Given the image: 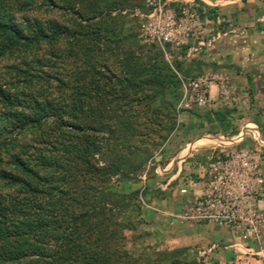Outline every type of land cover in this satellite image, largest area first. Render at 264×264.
<instances>
[{
  "label": "trees",
  "instance_id": "16d2710c",
  "mask_svg": "<svg viewBox=\"0 0 264 264\" xmlns=\"http://www.w3.org/2000/svg\"><path fill=\"white\" fill-rule=\"evenodd\" d=\"M130 1L0 0V264H180L128 252L140 191L113 190L150 168L181 99L125 28Z\"/></svg>",
  "mask_w": 264,
  "mask_h": 264
},
{
  "label": "rangeland",
  "instance_id": "374dc122",
  "mask_svg": "<svg viewBox=\"0 0 264 264\" xmlns=\"http://www.w3.org/2000/svg\"><path fill=\"white\" fill-rule=\"evenodd\" d=\"M129 5L127 9L121 11L122 14H129L128 20H131L125 28L132 29L140 45H152L159 49L178 77L185 79L211 77L208 72H200L196 68L203 55L201 51L213 43L209 44L211 37L222 29L225 20L217 19L212 11L192 1L131 0ZM205 108L199 110L192 108L188 112L194 114L196 113L194 111H202ZM177 114L175 130L160 148L159 153L148 163L150 168L144 170L139 182L115 183L113 190L125 193L137 189L140 191L143 222L136 232L126 233L125 246L129 253L136 256L174 251V256L180 264H203V259L219 248L212 252H207L211 244L204 247L177 248L174 247L173 233L185 221L203 223L198 218H187V216L195 215V202L206 192L208 159L218 151L230 153L243 149L239 148L242 142L227 143L226 140L237 136L238 133L233 131L224 137L227 139L223 144L213 143L194 147L188 153H184L195 141L205 137L216 138V136L208 126L201 130L196 126V134L187 136L183 132V125L188 126L191 122L189 118L179 121L181 113L177 111ZM234 120L235 118H232V121H229ZM190 153L192 156L189 158ZM197 171L204 175L207 182L202 186V192L192 198L189 193H193L194 183L204 180L198 177ZM183 230L186 236V228ZM231 233L237 236L236 233ZM250 250L255 256V249Z\"/></svg>",
  "mask_w": 264,
  "mask_h": 264
},
{
  "label": "crops",
  "instance_id": "0c3cea01",
  "mask_svg": "<svg viewBox=\"0 0 264 264\" xmlns=\"http://www.w3.org/2000/svg\"><path fill=\"white\" fill-rule=\"evenodd\" d=\"M181 1H192L212 11L217 19L226 21L218 32L223 34L201 51L203 55L196 68L197 71L208 72L211 78H219V81H211L208 85L206 108L194 111V114L183 112L179 115V121L189 118L191 122L188 126L183 125V132L187 136L195 135L197 127L201 130L208 126L216 138L199 139L184 153L194 147L223 144L227 139L224 137L235 131L242 134V138L235 143L241 141L239 148L255 151L264 176V0ZM217 115L222 116L221 121L217 120ZM232 118L236 122H230ZM253 132L259 134L262 144L254 142ZM230 140H226L228 144ZM197 172L198 177L204 180L194 183V191L189 193L192 198L202 192V186L207 182L204 175ZM254 205L258 213L264 216V194L256 197ZM184 228L187 230L186 236ZM173 237L174 247L177 248L219 243V250L207 255L203 264H264V257L248 252L249 249L258 250V245L240 243L222 224L185 221L178 226ZM260 240L264 249V225Z\"/></svg>",
  "mask_w": 264,
  "mask_h": 264
},
{
  "label": "built area",
  "instance_id": "2783aa9c",
  "mask_svg": "<svg viewBox=\"0 0 264 264\" xmlns=\"http://www.w3.org/2000/svg\"><path fill=\"white\" fill-rule=\"evenodd\" d=\"M222 34L220 32L212 36L209 44ZM178 78L181 92L177 106L179 114L192 108L206 107L208 85L211 81H219V78L211 77ZM241 138L240 133L229 144ZM253 140L258 144L263 142L257 132H253ZM207 167L206 192L195 202V215L189 214L187 218H198L203 223L223 224L236 233L240 243L258 245L260 248L255 251V255L264 257L260 240L264 216L258 213L254 205L256 197L264 194V176L260 171L259 157L249 148L230 153L218 151L208 159ZM219 246V243H212L207 252H212ZM248 252L254 254L250 249Z\"/></svg>",
  "mask_w": 264,
  "mask_h": 264
}]
</instances>
